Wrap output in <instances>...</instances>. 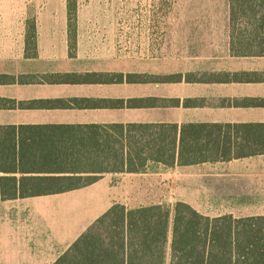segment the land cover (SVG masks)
<instances>
[{
    "label": "crops",
    "instance_id": "1",
    "mask_svg": "<svg viewBox=\"0 0 264 264\" xmlns=\"http://www.w3.org/2000/svg\"><path fill=\"white\" fill-rule=\"evenodd\" d=\"M28 23L35 36L27 39ZM67 23L66 0H0V125H264V55L232 46L229 35L222 45L217 37L200 38L208 46L191 52L190 67L160 75L86 57L80 36L71 49ZM94 74L123 78L95 82ZM127 74L169 82L127 83ZM139 99L159 102L129 106ZM149 167L159 172L150 174ZM160 169L169 172L168 197ZM166 202L211 218L264 216V154L187 166L148 163L138 173H108L59 194L0 196V264H54L112 206Z\"/></svg>",
    "mask_w": 264,
    "mask_h": 264
},
{
    "label": "trees",
    "instance_id": "2",
    "mask_svg": "<svg viewBox=\"0 0 264 264\" xmlns=\"http://www.w3.org/2000/svg\"><path fill=\"white\" fill-rule=\"evenodd\" d=\"M66 1L71 47L76 1ZM227 4L231 45L264 55V0ZM28 28L27 39L33 38L34 23ZM89 77L114 83L123 78ZM125 78L127 83L169 82L167 76ZM158 102L139 99L129 106ZM258 154H264V125H0V196L12 200L59 194L88 186L106 173H138L148 163L187 166ZM54 264H264V216L211 218L183 202L171 209L114 205Z\"/></svg>",
    "mask_w": 264,
    "mask_h": 264
},
{
    "label": "rangeland",
    "instance_id": "3",
    "mask_svg": "<svg viewBox=\"0 0 264 264\" xmlns=\"http://www.w3.org/2000/svg\"><path fill=\"white\" fill-rule=\"evenodd\" d=\"M75 1V37L82 38L80 47L85 56L97 61L105 57L114 69L148 70L160 75L183 70L190 67L194 49L208 46L200 38L217 37L216 44L222 45L229 34L228 0ZM160 170L166 177L162 195L167 196L169 172ZM148 171L159 172L153 167ZM181 176L178 172L179 190L183 186ZM162 204L170 209L174 205Z\"/></svg>",
    "mask_w": 264,
    "mask_h": 264
}]
</instances>
